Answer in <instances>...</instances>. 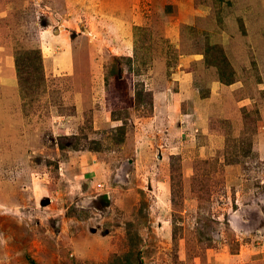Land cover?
I'll return each instance as SVG.
<instances>
[{
  "label": "rangeland",
  "instance_id": "obj_1",
  "mask_svg": "<svg viewBox=\"0 0 264 264\" xmlns=\"http://www.w3.org/2000/svg\"><path fill=\"white\" fill-rule=\"evenodd\" d=\"M0 264H264V0H0Z\"/></svg>",
  "mask_w": 264,
  "mask_h": 264
},
{
  "label": "trees",
  "instance_id": "obj_2",
  "mask_svg": "<svg viewBox=\"0 0 264 264\" xmlns=\"http://www.w3.org/2000/svg\"><path fill=\"white\" fill-rule=\"evenodd\" d=\"M30 55H32V53H35V54H39L41 56V61L40 63L38 62V60L35 61L38 63L37 64V67H34L33 65H31L29 62V60L26 58L24 59L21 55H18L17 58H16V72H17V75H18V78L20 80V86L23 88L24 87V84H25V81H28V77H32L33 74H39L40 73V69L42 68V53L40 50H32V51H28L26 52ZM31 57V56H30ZM39 65V66H38ZM42 71V70H41ZM115 75V74H114ZM220 76H221V73H220ZM231 76H229L227 79H225V82L226 84L228 85H231L233 80L230 78ZM134 92H135V97H134V100H135V105L136 107H138L141 103H143L145 101L144 97H145V93L144 90H143V86H138L136 87L134 85ZM137 91V93H136Z\"/></svg>",
  "mask_w": 264,
  "mask_h": 264
}]
</instances>
